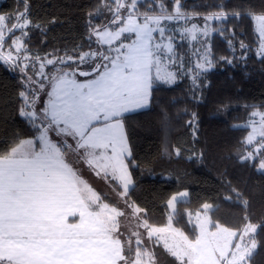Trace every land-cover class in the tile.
<instances>
[{"label": "snow or ice", "instance_id": "snow-or-ice-1", "mask_svg": "<svg viewBox=\"0 0 264 264\" xmlns=\"http://www.w3.org/2000/svg\"><path fill=\"white\" fill-rule=\"evenodd\" d=\"M102 3L111 17L102 25L89 24V39L95 37L98 48L79 56L66 51L62 57L49 59L31 53L24 39L32 23L27 0L24 11L15 14L16 23L9 26L6 20L10 18L0 15V61L19 69L28 86L39 85V89L31 88V96L19 93L23 99L20 115L36 135L0 153V264H163L165 254L173 258L171 264H250L258 247V228L264 226L247 216L241 227L234 228L213 220L209 203L195 212L181 213L177 204L188 196L181 192L168 199L167 222L157 226L150 222L147 210L131 200L130 165L135 161L125 130L126 114L148 106L157 81H176L170 65L178 57L173 37L166 35L162 22L187 16L180 0H175L172 13L161 2L159 14L141 12V0ZM245 15L255 21L257 54L264 57V13H231L234 18ZM228 17L221 10L206 16L205 21ZM15 30L20 31L19 36L14 35ZM198 31L196 24L183 29L193 40ZM209 31L205 24L203 34L207 36ZM6 33L14 38L4 51ZM240 46L247 47L242 41ZM200 60L197 69L211 66L208 52ZM30 62L41 80L28 75ZM34 62H39L38 71ZM46 65H53V70L45 73ZM57 65H66L67 70ZM81 65H87V70ZM198 75L193 76V84ZM41 92L47 100L38 109ZM252 117L259 120L250 122L252 131L242 141L245 154L239 159L258 161L253 166L264 171V112L254 111ZM176 155H180L179 149ZM80 163L96 176L110 178L113 190L121 189L118 195L123 208L110 203L106 194L83 177L76 166ZM243 204L247 206L248 201ZM185 214L192 225L191 235L175 226Z\"/></svg>", "mask_w": 264, "mask_h": 264}, {"label": "trees", "instance_id": "trees-1", "mask_svg": "<svg viewBox=\"0 0 264 264\" xmlns=\"http://www.w3.org/2000/svg\"><path fill=\"white\" fill-rule=\"evenodd\" d=\"M163 1L172 11L175 0ZM1 3L6 11H24L25 0ZM180 4L181 11L196 20L221 10L229 17L213 34L210 70L199 73L193 84V75L183 66L174 84L153 87L148 108L126 114L131 159L135 161L130 165L134 185L129 196L147 210L150 222L157 226L167 222L168 199L184 190L188 198L177 204L181 213L195 212L209 203L213 220L222 224L239 228L247 216L264 226V171L253 166L258 161L239 159L245 154L242 141L249 132L239 124L250 118L254 108L264 110V57L257 54L255 21L246 15L231 16L237 10L264 13V0H180ZM27 5L32 22L25 38L29 48L62 56L66 51L79 56L96 50L95 37L89 39V24L102 25L111 17L102 0H27ZM155 7L154 3H140L139 10L156 13ZM241 41L246 48H241ZM175 42L179 57L188 61L187 43H179L177 38ZM80 67L87 70V65ZM26 90L31 96L25 76L0 61V153L22 138L36 135L20 115L23 99L19 93ZM176 149L180 150L178 156ZM243 200L248 201L247 206ZM187 220L185 214L175 226L191 235ZM256 239L258 247L250 264H264V229L258 228Z\"/></svg>", "mask_w": 264, "mask_h": 264}, {"label": "rangeland", "instance_id": "rangeland-1", "mask_svg": "<svg viewBox=\"0 0 264 264\" xmlns=\"http://www.w3.org/2000/svg\"><path fill=\"white\" fill-rule=\"evenodd\" d=\"M1 2H2V0H0V15H5L6 17L10 18L9 20H6V24H8L10 26L11 23H16L15 14L17 12H12L11 10H10L11 12L10 11H6V9L2 6ZM146 2H149L150 4L154 3L157 6L155 8L158 10V12L153 13V14H159L160 13L159 4L161 2L164 4L165 8L168 10L169 13H172L174 8H175V6L173 5L174 8L172 9V11L169 10L167 8V6L165 5L163 0H141V3H146ZM22 11L23 10H21L20 12H22ZM206 16H208V15H206ZM206 16L199 17V19H197V20L192 18L193 16H187V19H178V20H171V21H167L166 20V21L162 22V26H164L166 28V35H171L173 37V41L172 42H173V45H174V49H175V45H176V42H175L176 38H177V42H179V43L183 42V41H185V43H187V45L184 46V48L186 50H188V52H189L188 53L189 55H187L188 56L187 57L188 61L187 60L183 61V59L179 57V55L177 54L176 49H175V52H176V55H177L178 59H177V62L174 65H170V70L176 72V74H177L176 81L180 78L179 75H180V72L183 69V66L188 67V72H190L193 76L196 73H202V72L208 71V70H210L212 68V62H213L212 61V54H211L212 37H213V34L215 32H217L218 30H220L222 28V26H221L222 20H208V21H205V17ZM193 24H196L198 26V29H199V31L196 33L197 39H195V40H193L190 35H187V34H185L183 32L184 28H186V27L187 28H191ZM205 24H207L208 28L210 29V31H209L207 36H205L203 34V29L205 28ZM26 31H27V29H26ZM14 35L15 36H19L20 35V31L19 30H15L14 31ZM154 35L158 36V34H154ZM13 38L14 37H13L12 33H6V36H5L6 44H5V47H4V51L8 50V46L11 44V41H12ZM126 42H128V41H126ZM25 43H26V40H25ZM26 45H27V43H26ZM27 47L29 48L28 45H27ZM258 47H259V42H258ZM29 49H30V51H31V53L33 55L38 54L41 58H44L45 56H47V58H49V59L53 58V56H61L62 57V55H57L56 53L53 54V55H48V54H51V53H46L44 51L31 49V48H29ZM205 52H208V59L211 60V66H207L206 65L205 66V70L197 69L196 68V63L198 61L199 62H203L202 60H200V57ZM34 63L36 64V71H38L39 70V62H34ZM57 66L67 70V68H65L64 65H57ZM16 70L19 71V69H16ZM52 70H53V65H46L44 71H45V73H49ZM27 72H28L29 76H33V79H35L37 81L42 79L41 77L36 76L34 74L33 69L31 67V62H30L29 68L27 69ZM78 77H80V76H78ZM25 78H26V81H27V77H25ZM43 82H44L45 86L47 87L48 81L44 80ZM157 82L162 83V84H168V83H163V82H160V81H157ZM171 84H173V83H171ZM168 85H170V84H168ZM26 86L29 87L27 84H26ZM34 86H36V88L39 87L38 84H35ZM31 88H34V87L31 85ZM26 92H28V91L26 90ZM46 100H47V96L42 92V94L40 95V101L38 102L37 106L40 105V103L44 104V102ZM254 111L264 112L263 109H260V108L256 107V108H254L252 110L250 118L247 121L242 122V123L239 124L241 126L248 127V129H249L248 134L252 131V127L250 125V122L252 120H256V121L259 120V117H252V113ZM259 140H260V137L257 136V141H259ZM247 147H248L247 148L248 150L252 149V146H247ZM76 166L81 169L83 177L90 184L95 185L97 188H99V191L101 190L103 192L109 193L110 196L112 197V199L115 201V203H118L119 206L122 207V208L124 207L123 203L120 202L119 195H117V194H115V193L110 191L112 189V187H110L108 184H106V182H104L103 179H100V178L98 179L97 177L95 178V175L93 174L94 172L92 170H90L86 164L80 163V164H77ZM182 192H185V191H182ZM184 199H187V197H185ZM157 252L158 253L162 252V249L157 248ZM161 260L163 261V264H171V262H172V261H170L169 257L168 258L166 257V254L161 256ZM168 260L170 261V263H168L169 262Z\"/></svg>", "mask_w": 264, "mask_h": 264}, {"label": "crops", "instance_id": "crops-1", "mask_svg": "<svg viewBox=\"0 0 264 264\" xmlns=\"http://www.w3.org/2000/svg\"><path fill=\"white\" fill-rule=\"evenodd\" d=\"M179 77H180V75H179ZM78 79L79 80H84V79H86V77H78ZM159 84H162V83H159V82H156L155 84H154V86L155 85H159ZM174 84V83H173ZM171 85V84H170ZM153 86V87H154ZM150 99H151V96H150ZM150 99H149V102H148V106L146 107V108H148L149 106H150ZM146 108H143V109H146ZM143 109H138V110H136V111H139V110H143ZM136 111H134V112H136ZM132 113V112H131ZM125 130H126V126H125ZM127 132V131H126ZM34 136H30V137H25V138H22V139H30V138H33ZM21 139V140H22ZM128 141H129V138H128ZM129 145H130V143H129ZM131 147V146H130ZM94 175H95V173H93ZM100 178V179H103L104 180V182H106V184H108L110 187H112V189L110 190L111 192H113V193H115V194H117L118 195V189L116 188V190H113V186L110 184V182H109V179H105L104 177H103V174H101V176H96L95 175V178ZM134 181V180H133ZM92 185V184H91ZM133 185H134V183H133ZM133 185L130 187V189L133 187ZM98 192H100L101 194H106L108 197H110L111 199H112V197L110 196V194L109 193H106V192H103V191H99V188H97L95 185H92ZM185 192H187V190H184ZM181 193V192H180ZM176 194H178V193H176ZM175 194V195H176ZM187 198H188V196H187Z\"/></svg>", "mask_w": 264, "mask_h": 264}]
</instances>
